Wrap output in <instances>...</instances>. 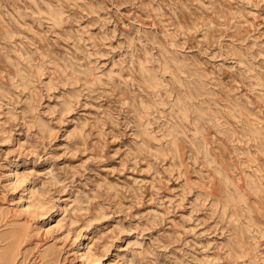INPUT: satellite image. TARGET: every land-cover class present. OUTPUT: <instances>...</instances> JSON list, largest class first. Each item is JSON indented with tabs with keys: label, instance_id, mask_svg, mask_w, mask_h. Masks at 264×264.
I'll list each match as a JSON object with an SVG mask.
<instances>
[{
	"label": "rangeland",
	"instance_id": "obj_1",
	"mask_svg": "<svg viewBox=\"0 0 264 264\" xmlns=\"http://www.w3.org/2000/svg\"><path fill=\"white\" fill-rule=\"evenodd\" d=\"M19 227L13 264H264V0H0Z\"/></svg>",
	"mask_w": 264,
	"mask_h": 264
},
{
	"label": "bare ground",
	"instance_id": "obj_2",
	"mask_svg": "<svg viewBox=\"0 0 264 264\" xmlns=\"http://www.w3.org/2000/svg\"><path fill=\"white\" fill-rule=\"evenodd\" d=\"M12 177V176H11ZM33 187V186H32ZM29 197H31L32 193L34 192V188H29ZM21 209L23 211H31L34 209V207L37 205V203L32 199L30 202L26 203V201H22L21 203ZM42 206L39 204V208ZM44 223H41L39 225V228L43 227ZM26 229L24 228H17L13 229L12 233L8 235L10 237V241L6 243V245L3 247V249L0 251V264H13L15 261L16 255L19 252V247L21 240L23 239V236L26 234ZM81 250V249H79ZM45 255L49 256L42 264H56L55 259L53 256H51L48 253H45ZM80 255L88 262L92 263L94 260H92V253L89 249L84 248Z\"/></svg>",
	"mask_w": 264,
	"mask_h": 264
}]
</instances>
